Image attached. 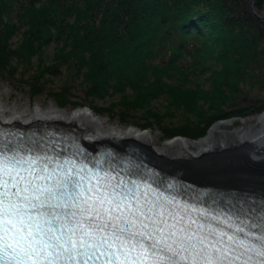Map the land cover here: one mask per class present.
<instances>
[{"label":"trees","instance_id":"obj_1","mask_svg":"<svg viewBox=\"0 0 264 264\" xmlns=\"http://www.w3.org/2000/svg\"><path fill=\"white\" fill-rule=\"evenodd\" d=\"M254 7L263 12L264 0ZM19 63L36 82L64 66L87 96L118 93L114 107L144 120L141 129L179 115L164 140L264 111V101L233 107L246 87L264 89V19L250 0H0V72ZM160 97L163 109L153 104Z\"/></svg>","mask_w":264,"mask_h":264},{"label":"snow or ice","instance_id":"obj_2","mask_svg":"<svg viewBox=\"0 0 264 264\" xmlns=\"http://www.w3.org/2000/svg\"><path fill=\"white\" fill-rule=\"evenodd\" d=\"M51 164L0 154V264H264V208L201 220L135 182Z\"/></svg>","mask_w":264,"mask_h":264},{"label":"bare ground","instance_id":"obj_3","mask_svg":"<svg viewBox=\"0 0 264 264\" xmlns=\"http://www.w3.org/2000/svg\"><path fill=\"white\" fill-rule=\"evenodd\" d=\"M105 117L96 115L90 106H82L67 112L55 108L41 109L21 107L3 103L0 99V123L13 126L60 125L75 128L83 142L93 147L102 143L118 147L132 145L160 166L171 168L180 173L196 171L189 162L203 161L217 156H231V160L217 162L208 168L197 171L200 180L197 184H209L215 187H238L236 183H247L255 186L253 191H264V147L255 146V141L264 137V114L257 116L247 128L229 130V121H219L212 125L207 136L187 139L183 136L168 138L161 146L154 148L155 141L151 131H142L130 127L123 129L109 125ZM246 149V154L236 155L237 151ZM183 174V173H182ZM184 175V174H183ZM241 186V185H240Z\"/></svg>","mask_w":264,"mask_h":264},{"label":"rangeland","instance_id":"obj_4","mask_svg":"<svg viewBox=\"0 0 264 264\" xmlns=\"http://www.w3.org/2000/svg\"><path fill=\"white\" fill-rule=\"evenodd\" d=\"M253 2V4H252ZM250 5L252 11L260 16L259 19H264V11L258 13L254 7V0H250ZM253 11V12H254ZM17 40V37H13V41ZM54 46L50 44L44 48V57L47 61H50L53 56ZM36 59V58H35ZM34 59V60H35ZM61 71H55L53 73H46L40 77V81L36 82L33 77L38 74L30 68H27L25 65L19 63L16 66V70L11 75L7 72H0V99L3 103L12 105L17 109L21 107H29L34 109L39 107L41 109L55 108L58 110H64L67 112L73 111L78 107L90 106L91 109L96 113V115L105 117L107 123L112 126H117L123 129H128L130 127L136 128L139 125L144 124V120L136 118V116L127 117L122 115L117 107H114V104L119 100L118 93H112L104 98L89 97L87 96L84 87L80 85L82 77L75 74L71 69H68L64 66L59 68ZM208 75V72L202 74V77L205 79ZM208 87L207 83L204 85ZM33 89L37 92H33ZM264 101V89L259 85H256L253 90H249L246 87L244 93H242L234 102L233 107H245L247 105H260ZM154 106L158 109H163L166 104L164 98H158L153 102ZM231 109V108H230ZM257 116H249L246 118H237L231 117L227 119H219V121H229L231 123L229 130H234L238 128H247L249 125L253 124ZM182 122L179 115L175 118H168L165 120V124L160 127L156 123H153L149 128L143 129V131H151L155 145L154 148L161 146L164 143L165 134L163 131L166 128H171V125H168L171 122L179 123ZM213 123V124H214ZM212 124V125H213ZM166 125V126H165ZM211 125V126H212ZM209 129V128H208ZM207 132L205 133V135ZM187 139H191L185 136ZM236 155L246 154V158L250 159L249 152L246 149H242L235 153ZM231 156H217L216 158L212 157L204 159L203 161H192L189 162L188 167L193 166L196 168V171H187L182 172L185 176L190 177L194 180H200V174L197 171L208 168L210 165L217 162L229 161ZM169 169V168H168ZM171 169V168H170ZM241 183V182H240ZM236 183L234 185L238 187H248L253 188V185H250V182L247 183ZM241 185V186H240ZM253 189H256L255 186Z\"/></svg>","mask_w":264,"mask_h":264},{"label":"water","instance_id":"obj_5","mask_svg":"<svg viewBox=\"0 0 264 264\" xmlns=\"http://www.w3.org/2000/svg\"><path fill=\"white\" fill-rule=\"evenodd\" d=\"M252 4H253V2H252ZM253 11H254V10H253ZM254 13H255V11H254ZM255 14H256V13H255ZM256 15H257V14H256ZM257 17H258V18H261V17L258 16V15H257ZM262 114H264V112L260 113L259 116L262 115ZM211 127H212V126H210L209 129L207 130V134L209 133V130L211 129ZM207 134L204 135V136H207ZM204 136H203V137H204Z\"/></svg>","mask_w":264,"mask_h":264}]
</instances>
